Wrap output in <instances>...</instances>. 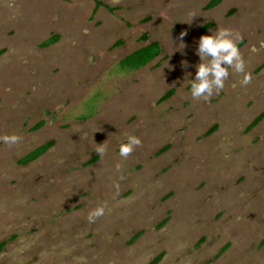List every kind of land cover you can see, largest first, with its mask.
<instances>
[{
	"label": "rangeland",
	"instance_id": "374dc122",
	"mask_svg": "<svg viewBox=\"0 0 264 264\" xmlns=\"http://www.w3.org/2000/svg\"><path fill=\"white\" fill-rule=\"evenodd\" d=\"M99 1L0 0V264H264V0ZM217 27L251 79L193 100Z\"/></svg>",
	"mask_w": 264,
	"mask_h": 264
},
{
	"label": "clouds",
	"instance_id": "9594fccd",
	"mask_svg": "<svg viewBox=\"0 0 264 264\" xmlns=\"http://www.w3.org/2000/svg\"><path fill=\"white\" fill-rule=\"evenodd\" d=\"M194 16L193 14L192 17ZM209 32L210 34L201 35L196 41L194 54L199 62L194 65L195 73L189 81V96L193 100L207 101L218 93L229 76V68L236 74H242L239 80L241 87L246 86L251 79L250 74L245 71L244 60L237 47L239 34L224 27H217ZM184 35V32L180 33L181 39ZM18 139L19 137L15 134L0 135V143L5 145H13ZM139 144L138 137L126 136L125 140L118 145V155L126 158ZM104 150L101 143L97 145L95 153L102 155ZM103 211L102 207L95 208L91 212L90 219L102 215Z\"/></svg>",
	"mask_w": 264,
	"mask_h": 264
},
{
	"label": "trees",
	"instance_id": "16d2710c",
	"mask_svg": "<svg viewBox=\"0 0 264 264\" xmlns=\"http://www.w3.org/2000/svg\"><path fill=\"white\" fill-rule=\"evenodd\" d=\"M93 2L94 4V12L97 11V9L99 7H104L105 9H107L109 12L112 11L111 9H109L106 5L102 4L99 0H90ZM220 0H212L210 2V4L208 5V7L214 6L215 4H217ZM56 37H52L48 43H52L54 41H56ZM145 36L142 37V40H145ZM120 42L116 43V45H119ZM160 48L158 46L157 43L153 42L150 44H147L143 47H141L140 49L134 51L133 53L129 54L128 56L124 57L119 63L118 65L121 67V69L124 70H137L143 66H145L147 63H149L151 60H153L158 54H159ZM171 92H168L166 95H164L162 97V99H166L170 96ZM258 119L254 120L251 124V126H254L257 123ZM39 125H37L38 127ZM36 127V128H37ZM52 143L48 142L42 146H40L39 148H37L36 150H34L33 152H31L30 154H28L22 161V163H27L30 162L34 159H36L37 157H39L40 155H42L47 149H49L51 147ZM135 239V237L133 238ZM2 247V244H0V248ZM160 258H156L154 260L153 263H156Z\"/></svg>",
	"mask_w": 264,
	"mask_h": 264
},
{
	"label": "flooded vegetation",
	"instance_id": "af4514ba",
	"mask_svg": "<svg viewBox=\"0 0 264 264\" xmlns=\"http://www.w3.org/2000/svg\"><path fill=\"white\" fill-rule=\"evenodd\" d=\"M259 120H260V118H258V121H257V123L259 122ZM257 123H256V124H257ZM256 124H255V125H256Z\"/></svg>",
	"mask_w": 264,
	"mask_h": 264
}]
</instances>
